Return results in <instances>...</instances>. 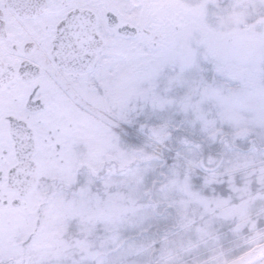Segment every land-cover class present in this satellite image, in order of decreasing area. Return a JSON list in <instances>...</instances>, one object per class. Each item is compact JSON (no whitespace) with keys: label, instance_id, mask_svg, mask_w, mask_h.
<instances>
[{"label":"rangeland","instance_id":"1","mask_svg":"<svg viewBox=\"0 0 264 264\" xmlns=\"http://www.w3.org/2000/svg\"><path fill=\"white\" fill-rule=\"evenodd\" d=\"M151 1L140 13L142 35L109 32L99 66L77 80L83 108L50 96L41 130L68 145L58 154L42 142L44 175L72 185L84 163L91 169L78 190L44 186L27 195V207H13L8 258L264 264L256 215L264 218V0ZM117 120L138 125L142 142L121 143ZM176 127L218 143L225 169L203 170L189 146L161 175L153 148L168 146ZM222 184L232 193L215 187ZM229 232L234 240L223 242ZM240 245L249 249L229 258Z\"/></svg>","mask_w":264,"mask_h":264},{"label":"flooded vegetation","instance_id":"2","mask_svg":"<svg viewBox=\"0 0 264 264\" xmlns=\"http://www.w3.org/2000/svg\"><path fill=\"white\" fill-rule=\"evenodd\" d=\"M150 5L151 0H0V264H24L8 258V223L13 207H27V195L49 177L43 172L42 142L49 140L48 147L58 154L68 145L51 127L47 134L41 130L44 115L51 113L50 96L56 98L54 105L83 108L78 101H87L77 80L99 66L105 47L99 48L91 69H76L60 61L56 42H89L77 38V32L93 20L102 37L97 42H110L112 34L134 40L146 29L140 13ZM118 124L121 135L124 121Z\"/></svg>","mask_w":264,"mask_h":264},{"label":"trees","instance_id":"3","mask_svg":"<svg viewBox=\"0 0 264 264\" xmlns=\"http://www.w3.org/2000/svg\"><path fill=\"white\" fill-rule=\"evenodd\" d=\"M150 119H155L154 117H151ZM155 121V120H154ZM137 126L138 125H132V123L125 124L124 125V131L122 133V139L125 144H139L142 142V138L138 135L137 132ZM173 131V137L171 140L168 141V148H164L162 154L159 156V159L162 163L160 166V174L164 175V171L162 170V167L165 165H171V163L175 160H177V152H185L186 149L189 146H193L195 149H197L201 153V158L200 161L202 163V166L206 169H211V170H223L225 169L224 166V155L222 153V147L219 146L218 143H211L209 140H206L204 138H200L196 136L195 133L186 130L182 127H176L172 129ZM211 160V161H210ZM138 160H135V162ZM210 161V162H209ZM133 162V163H135ZM110 162H107L109 165ZM91 169L88 164H83L80 167L79 170V177L76 181L75 184L66 186L68 188H75V190H78L81 185H83L86 181V174L88 170ZM200 174L202 173L201 170H197ZM165 177V176H163ZM164 179L163 178H158L156 180V183H162ZM45 184L50 186V190H55L60 184L57 179H52L50 177H47L45 179ZM225 189L223 190L225 194L231 193V189H228L229 187L226 185H222ZM264 224V221L261 220L258 222V225L261 226ZM161 238V237H160ZM232 240V236L230 232L228 235L222 240L223 242H227ZM248 245L244 246H237L235 251H232L228 254L229 258L234 257L235 255H238L239 253L249 249Z\"/></svg>","mask_w":264,"mask_h":264},{"label":"water","instance_id":"4","mask_svg":"<svg viewBox=\"0 0 264 264\" xmlns=\"http://www.w3.org/2000/svg\"><path fill=\"white\" fill-rule=\"evenodd\" d=\"M77 38L87 39L89 42H56L55 51L65 65H71L76 69L81 67L90 69L93 67L99 47L104 43L97 42L102 41V37L96 31L95 20L87 29L78 31ZM30 177L34 183L35 173L33 172Z\"/></svg>","mask_w":264,"mask_h":264}]
</instances>
